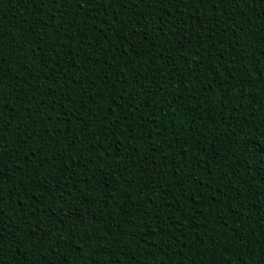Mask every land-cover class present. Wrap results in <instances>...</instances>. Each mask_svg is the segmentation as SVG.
<instances>
[{
	"label": "trees",
	"instance_id": "obj_1",
	"mask_svg": "<svg viewBox=\"0 0 264 264\" xmlns=\"http://www.w3.org/2000/svg\"><path fill=\"white\" fill-rule=\"evenodd\" d=\"M0 264H264V0H0Z\"/></svg>",
	"mask_w": 264,
	"mask_h": 264
}]
</instances>
